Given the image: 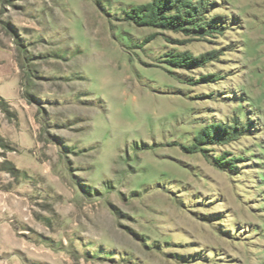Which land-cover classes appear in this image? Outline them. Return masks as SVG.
<instances>
[{
    "label": "rangeland",
    "instance_id": "rangeland-1",
    "mask_svg": "<svg viewBox=\"0 0 264 264\" xmlns=\"http://www.w3.org/2000/svg\"><path fill=\"white\" fill-rule=\"evenodd\" d=\"M152 1L0 0V264H264V0Z\"/></svg>",
    "mask_w": 264,
    "mask_h": 264
},
{
    "label": "trees",
    "instance_id": "trees-1",
    "mask_svg": "<svg viewBox=\"0 0 264 264\" xmlns=\"http://www.w3.org/2000/svg\"><path fill=\"white\" fill-rule=\"evenodd\" d=\"M193 1H195L194 4H191L189 0H153L148 5L132 8L128 14H130L129 17L131 16L130 19L138 26L168 28L176 32H209L206 31L207 28L212 29L214 25L207 22L202 25L200 12V9L206 3L200 2V0ZM189 63H195V60L192 59ZM175 64L179 66L186 65Z\"/></svg>",
    "mask_w": 264,
    "mask_h": 264
},
{
    "label": "crops",
    "instance_id": "crops-1",
    "mask_svg": "<svg viewBox=\"0 0 264 264\" xmlns=\"http://www.w3.org/2000/svg\"><path fill=\"white\" fill-rule=\"evenodd\" d=\"M17 236L10 231L9 228L4 229V250H3V264H27L21 259V256H31L29 248ZM27 251V253H25ZM32 262L31 259H29ZM29 264V263H28Z\"/></svg>",
    "mask_w": 264,
    "mask_h": 264
}]
</instances>
